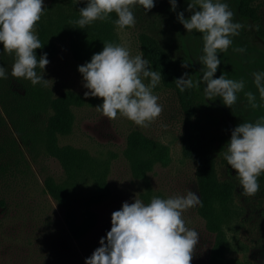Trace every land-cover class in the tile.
<instances>
[{
    "label": "rangeland",
    "instance_id": "374dc122",
    "mask_svg": "<svg viewBox=\"0 0 264 264\" xmlns=\"http://www.w3.org/2000/svg\"><path fill=\"white\" fill-rule=\"evenodd\" d=\"M47 0H43L45 3ZM80 1V0H79ZM194 0H177L176 11L171 10L169 0H154V7L147 13L142 6L133 9L136 18L135 26L117 34V44L126 45L131 56L143 53L154 71L158 69L143 52V38L159 47L170 57L180 63V77L185 72L195 81H201L203 65L200 57L203 53L202 34L187 30L177 20V13L184 12L185 18L191 13L186 11L188 4ZM215 2V0H214ZM228 3L235 13L234 22L245 25L227 52L219 53L221 60L214 78L224 75L227 79L245 81L244 91L259 94L253 85V72L264 71V38L259 36L254 20L244 18L240 13L239 0H221ZM256 15L264 23V0H254ZM244 47L246 53L233 52V48ZM49 64L43 71L44 79L51 96L72 90L83 96L88 89L83 87V77L78 71L81 62L71 53L68 43H58L54 56L48 58ZM186 63L187 68L182 67ZM147 84L149 81L145 79ZM205 84L200 82L199 92L204 95ZM186 91V89H185ZM183 91V92H185ZM179 92L176 86H169L161 78L153 90L159 97L158 104L163 107L160 116L149 127L142 128L132 121L117 115L108 120L96 111L97 105H74V120L71 131L59 135L60 144H70L87 149L94 156L109 161L107 180L110 187L109 196L102 202L92 205L97 213L95 226L82 235L75 237L67 225L65 207L52 197L44 187L43 176L52 174L57 180L63 177V168L55 158L44 150L36 151V160L28 156L30 171L24 178L11 181L9 185L0 183V199L6 204L0 206V264H85V258L100 246L99 241L111 229V215L120 210L123 202L133 203L137 196L145 204L153 196L166 199L177 195H186L192 191L201 198L198 186V173L195 161L184 154L183 141L190 124V104L186 94ZM238 99L232 108L223 105L219 98L207 102L212 115L221 126L212 128V134L225 133L231 138V132L242 122H254L264 116V108L252 109L244 96L237 94ZM195 112L199 100L192 98ZM199 114V113H198ZM190 120L194 121L192 115ZM207 126V122H202ZM222 127L221 131L220 128ZM214 129V130H213ZM140 131L168 147L166 163L156 162L145 176L134 177L128 159L124 154L126 138L132 131ZM216 170L220 180H229L234 184L235 221L224 227L230 249L227 256L241 260L249 259L254 264H264V184L259 183L260 190L255 196L245 197L243 189L236 179V170L227 165L222 155H216ZM45 171V172H44ZM186 227L199 233L198 244L193 252L191 264H207L216 237V231L207 226L201 215L199 205L183 213Z\"/></svg>",
    "mask_w": 264,
    "mask_h": 264
},
{
    "label": "clouds",
    "instance_id": "9594fccd",
    "mask_svg": "<svg viewBox=\"0 0 264 264\" xmlns=\"http://www.w3.org/2000/svg\"><path fill=\"white\" fill-rule=\"evenodd\" d=\"M171 10L176 11L177 0H169ZM142 6L147 13L155 5L154 0H87V6L79 10L80 18L69 21L73 28L84 29L96 21L111 19L118 32L135 26L133 9ZM43 0H0V44L3 51L14 54L11 75L24 78L32 85L47 86L43 71L49 64L47 53L40 56L36 49L43 47L35 28L44 13ZM186 11L191 15L185 18L184 12L177 13V20L187 30L202 34L203 65L201 81L194 82L187 72L175 80L177 88H198L205 84V97L212 101L219 98L223 105L232 108L238 93L244 92L252 109L264 108V71L253 72V85L259 94L245 92V81L227 79L224 75L214 78L221 60L218 52H227L245 25L234 22L235 13L228 3L221 0H194ZM259 29V25H249ZM246 48L236 47L233 52L246 53ZM143 53L131 56L126 45L105 42L103 50L92 56L90 62L78 66L83 77V87L88 89L85 97L102 98V105L95 109L108 120L120 116L135 125L147 128L163 111L158 104L159 97L153 90L161 81V73L154 71ZM42 70L38 75L36 68ZM189 65L182 64L187 68ZM0 78L7 79V72L0 66ZM148 79V83L144 82ZM224 159L227 165L236 170L235 176L245 197L255 196L260 190L258 177L264 173V116L254 122H242L231 132L225 144ZM202 206V199L192 191L166 199L153 196L150 203L140 199L133 203L123 202L120 210L111 215V229L99 241L85 264H191L193 252L198 244L199 233L185 225L183 213L196 206Z\"/></svg>",
    "mask_w": 264,
    "mask_h": 264
},
{
    "label": "trees",
    "instance_id": "16d2710c",
    "mask_svg": "<svg viewBox=\"0 0 264 264\" xmlns=\"http://www.w3.org/2000/svg\"><path fill=\"white\" fill-rule=\"evenodd\" d=\"M239 1L241 15L254 20L259 25V36L264 38V23L256 15L254 0ZM86 6L87 0H47L44 3V13L35 28V34L43 45L35 50L38 61L44 53H47V59L54 56L61 41L68 43L72 55L81 65L90 62L94 54L101 52L105 42L117 44L113 23L117 19L115 13H111V19L107 21L98 20L84 29L73 28L69 21L79 19V10ZM142 40L147 41L143 45L144 54L161 73L163 81L169 86H176L175 80L180 78L181 73L179 60L167 55L147 38ZM14 59V54L5 53L0 44V66L7 72V79L0 78V183L9 185L19 177H26L30 171L28 156L35 161V152L44 150L58 160L64 173L60 180L52 174H44L45 190L65 207L67 225L75 237L80 238L97 222V213L91 206L104 201L110 194L107 180L109 161L94 156L85 148L60 144L58 137L71 131L74 120L72 106H99L103 100L85 97L72 90L51 96L47 86H34L29 80L13 77L11 70ZM36 71L38 75L42 74L39 66ZM194 77L191 75L196 82ZM184 93L190 104L188 113L194 121L190 120L189 115L187 122L190 126L184 136L183 150L197 167L202 199L200 213L207 226L217 232L207 264H254L249 259L227 256L230 245L224 227H229L235 221L234 184L219 179L215 164L216 155L224 156L225 144L230 139L225 131L212 134V128L221 124L210 110L207 113V108L212 106L207 104V98L205 102L199 87L186 89ZM193 96L200 101L197 112L192 103ZM202 122L208 125L204 126ZM124 154L133 176L137 178L145 176L156 162L166 163L169 158L166 145L138 130L127 136ZM258 182L264 184V173L258 177ZM5 204V199H0V206L4 207Z\"/></svg>",
    "mask_w": 264,
    "mask_h": 264
}]
</instances>
